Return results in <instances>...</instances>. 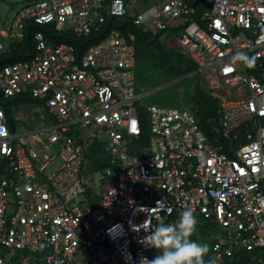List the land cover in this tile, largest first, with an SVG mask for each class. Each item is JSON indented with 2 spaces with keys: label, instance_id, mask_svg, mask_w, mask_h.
<instances>
[{
  "label": "built area",
  "instance_id": "built-area-1",
  "mask_svg": "<svg viewBox=\"0 0 264 264\" xmlns=\"http://www.w3.org/2000/svg\"><path fill=\"white\" fill-rule=\"evenodd\" d=\"M125 23L244 92L220 99L212 135L188 107L143 102ZM31 25L29 55L0 64V92L39 100L51 151L0 105V264H139L158 254L144 222L186 209L214 226L216 264L241 252L264 264V0H27L0 26V61ZM69 32L104 35L81 51L54 39Z\"/></svg>",
  "mask_w": 264,
  "mask_h": 264
},
{
  "label": "rangeland",
  "instance_id": "rangeland-1",
  "mask_svg": "<svg viewBox=\"0 0 264 264\" xmlns=\"http://www.w3.org/2000/svg\"><path fill=\"white\" fill-rule=\"evenodd\" d=\"M27 0H0V26L9 27L15 14L22 8ZM145 49H140L137 65L138 84L146 93L144 103H160L163 105L177 107H191L194 104L196 92L203 89L213 96L219 98H234L243 95L238 88L223 86L218 83L215 74L201 71L194 65H190L187 59L182 57L174 58V62L179 63V69H173L162 63L157 54L146 53ZM137 64V63H136ZM45 109L39 102L22 103L13 110V120L16 125L17 133L22 134L30 130L33 135V142L44 151H51L47 145L49 131L45 129L47 123ZM24 135L20 137L22 140ZM93 150L97 153L102 152V148L96 144ZM100 161L95 159V164ZM97 177V176H96ZM92 179L86 174L84 179L88 184H93L95 191L98 192V179ZM193 240L210 243L209 234L197 221L196 228L191 237ZM208 253L206 254L207 258Z\"/></svg>",
  "mask_w": 264,
  "mask_h": 264
},
{
  "label": "trees",
  "instance_id": "trees-1",
  "mask_svg": "<svg viewBox=\"0 0 264 264\" xmlns=\"http://www.w3.org/2000/svg\"><path fill=\"white\" fill-rule=\"evenodd\" d=\"M124 30L126 31H134L136 33V40H135V46H136V55H137V64H136V72H137V65H138V57H139V51L141 48L143 50L145 49L146 53H155L158 56V59L162 62L165 63L166 66H169L173 69L178 70L179 69V63L174 62V58L177 57H182L184 59H187L190 63V65H194L196 67V64L184 53L182 52H168L162 45L159 39L156 37L152 36L148 31H144L142 28L138 26H134L132 24H124L123 26ZM37 29L36 25H31L29 28V32L26 36L25 42L18 44L16 49L13 50L9 55L5 56L1 62H11L17 59L25 58L29 54L27 53L29 49L32 48L34 45V39H33V32ZM104 35L103 33H93L89 35L88 37H83V38H78L72 33H64V34H56L54 35V39L57 41H64L68 40L70 42H74L75 44H79L81 51L84 50V47H87L91 43H94L95 41L101 39V37ZM137 78H138V73H137ZM139 80V79H138ZM139 87L141 88L140 84ZM142 89V88H141ZM39 101L36 98H33L31 96H15L11 98H4L0 92V105L6 110L10 121L12 122V126H15V122L13 120V110L15 107L19 106L22 103H29V102H37ZM220 107V100L219 98L213 96L209 92L199 89L196 92L195 95V100L194 104L190 108L192 111L195 112L199 119V123L202 127V129L208 133L209 135H212V121L211 118L216 116L218 113V109ZM221 143L224 144L225 146V151H227L229 154L233 155V152L231 151V141L228 139H225L221 137L220 139ZM198 222L201 223L203 229L209 234L210 237V243H209V252L207 255V260L210 257V249L212 245V235H211V230H214V226L202 222L201 219H197ZM22 252H19L15 259L14 262L19 263L20 261L19 256ZM252 253L249 252H241L235 255V257L228 261L226 264H251L252 262L250 261V256Z\"/></svg>",
  "mask_w": 264,
  "mask_h": 264
},
{
  "label": "clouds",
  "instance_id": "clouds-1",
  "mask_svg": "<svg viewBox=\"0 0 264 264\" xmlns=\"http://www.w3.org/2000/svg\"><path fill=\"white\" fill-rule=\"evenodd\" d=\"M148 221L144 227L149 234L141 243L157 249L158 254L151 259L142 257L139 264H216L214 257L205 259L209 245L191 238L197 224L191 209L183 210L172 223L158 222L153 226Z\"/></svg>",
  "mask_w": 264,
  "mask_h": 264
}]
</instances>
